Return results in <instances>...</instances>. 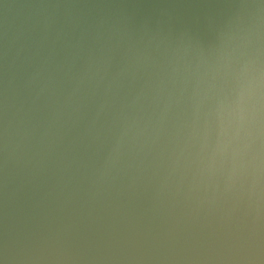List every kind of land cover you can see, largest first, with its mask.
<instances>
[{
    "label": "water",
    "instance_id": "1",
    "mask_svg": "<svg viewBox=\"0 0 264 264\" xmlns=\"http://www.w3.org/2000/svg\"><path fill=\"white\" fill-rule=\"evenodd\" d=\"M0 264H264V0H0Z\"/></svg>",
    "mask_w": 264,
    "mask_h": 264
}]
</instances>
